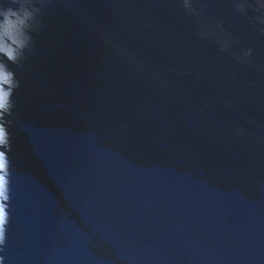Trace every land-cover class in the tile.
<instances>
[{
	"label": "water",
	"instance_id": "95a60500",
	"mask_svg": "<svg viewBox=\"0 0 264 264\" xmlns=\"http://www.w3.org/2000/svg\"><path fill=\"white\" fill-rule=\"evenodd\" d=\"M187 4L37 5L0 264H264V25Z\"/></svg>",
	"mask_w": 264,
	"mask_h": 264
},
{
	"label": "clouds",
	"instance_id": "9594fccd",
	"mask_svg": "<svg viewBox=\"0 0 264 264\" xmlns=\"http://www.w3.org/2000/svg\"><path fill=\"white\" fill-rule=\"evenodd\" d=\"M188 8L189 13L199 15L194 7L187 4V0H181ZM237 11L244 13L246 9H252L258 13L254 19L264 25V0H233ZM12 6L0 5V246L6 242V231L9 223L10 201V160L8 152L11 151L10 133L8 125L11 120L7 117L13 115V93L20 86L16 73L9 65L20 66L27 58L34 43L32 33L39 31L43 0H11ZM264 32V27L260 28ZM198 35L204 37L205 31H199ZM222 51L227 50V44L217 41ZM252 49H246L249 57ZM239 59V58H238ZM2 259V257H0Z\"/></svg>",
	"mask_w": 264,
	"mask_h": 264
}]
</instances>
